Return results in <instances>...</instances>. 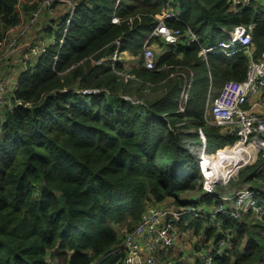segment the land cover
Masks as SVG:
<instances>
[{"label": "trees", "instance_id": "16d2710c", "mask_svg": "<svg viewBox=\"0 0 264 264\" xmlns=\"http://www.w3.org/2000/svg\"><path fill=\"white\" fill-rule=\"evenodd\" d=\"M43 1L0 0V40ZM68 1L76 2L69 25V16L52 19L59 6L67 5L63 0L42 13L54 25L44 31L47 37L53 33L58 42L69 29L65 43L46 44L24 72L13 108L7 107L1 120L0 264H92L136 226L150 201L174 197L179 202L182 193L199 189L200 153L193 144L200 137L185 131L202 118L210 88L245 80L251 59L241 45L231 49V57L220 50L208 60L201 49L229 42V32L238 27H252L254 56L264 52V12L254 1L234 10L231 0ZM164 12L181 19L167 18L170 29L190 27L199 42L171 47L154 70L144 68L142 59L129 66L127 54L142 58L144 43ZM118 40L121 59L114 66L99 65L112 56ZM184 67L194 71L195 81L187 109L180 112L183 78L178 73H186ZM88 89L101 93L77 92ZM205 133L210 153L220 155L235 142L217 127ZM258 167H247L239 176L256 183L264 179ZM184 218L190 226L195 223L189 214ZM127 219L130 224L119 236L117 227ZM206 224L211 232L205 240L211 241L216 229ZM253 227L264 229V222L254 226L224 219L223 228L233 229L237 238L215 264H264V234ZM215 239L222 242L218 233Z\"/></svg>", "mask_w": 264, "mask_h": 264}, {"label": "built area", "instance_id": "2783aa9c", "mask_svg": "<svg viewBox=\"0 0 264 264\" xmlns=\"http://www.w3.org/2000/svg\"><path fill=\"white\" fill-rule=\"evenodd\" d=\"M232 8L248 7L251 6L253 0H231ZM52 2L55 0H44L42 7L32 13V16L28 19L22 20L20 24L15 27H11L6 36L0 40V67L7 65L16 57L20 58V62L23 67V72L28 71L30 66L29 56H35L42 54L46 51V42L41 41L38 44H32V41H27L31 29L38 21L39 17L44 12L45 7L52 6ZM69 6V17L67 19V25L72 21L75 13L76 2L64 1ZM119 3V1H118ZM167 18H174L181 20L178 15L172 12H164L160 17V23L152 32L149 39L144 43L143 47V67L148 70H154L157 66L159 57L170 51L171 47H176L182 42L184 46L199 42L198 34L190 27L186 30L170 29L166 24ZM119 21L117 15L112 17V22L117 23ZM69 29H64L63 36L53 43L62 46L65 43L66 33ZM253 28L247 30L244 27H238L235 30L229 32L230 41L222 42L220 50L226 52L228 57H231L234 53L230 50L233 44H241L249 53L250 49L254 46L253 42ZM159 39L162 43L161 54H156L153 48V42ZM185 38V42L183 41ZM120 40L116 41L117 48L112 56L109 58L114 66L116 62L121 59V53L119 52ZM213 48H202L201 54L205 60H208V54L212 52ZM56 56V60H57ZM108 60V61H109ZM108 61L102 59L98 62L99 65H108ZM32 64V63H31ZM186 71H190L191 78L189 81H185L179 93V109L180 112H184L187 109L189 94L187 88L191 87L193 80V71L184 67ZM121 76L132 79L130 74L119 73ZM186 73H178L181 77H184ZM81 94L90 95L101 93L99 89H88L77 91ZM264 94V52L261 55L260 60L250 59L248 71L245 80L226 81L223 88L216 95L211 104V108H206L203 116L205 117L206 124L209 127L220 128L221 132L228 134L230 131L236 130L237 138L234 145L230 148H235L237 144H242L250 148L252 155L248 158L247 163L241 165L237 169L225 170L226 167L222 164L224 160V153L230 145H226L222 149V153L219 158L216 157L212 163H217L216 168H212L210 160L206 155L210 152L205 146L200 150V157L202 158L199 165L201 167L200 179L202 181V187L200 193L193 199V202L202 200L211 192H215L219 197L211 199L213 203L210 206H206L211 203L208 200L200 202L198 205L191 206V204H185L177 207H165L158 203L150 201L147 204L146 212L142 215L140 221L136 226L128 231L113 249L107 254H102L92 264H99V262L105 258L120 257L123 264H155L157 263V255L162 251H168L171 248H175L176 245V232L170 231L169 221L174 219L176 224L179 220L184 218L187 213L192 218H198L203 213H208L211 216L208 217L212 222L207 228H215L216 233L219 234L220 239L224 242L230 241V237L233 236V229H223V222L225 218L217 217L222 213L230 214L232 219L241 220L244 218H250L252 221L250 225L257 226V224L264 222V203H260L255 198L251 199L247 193L252 189H246L238 192L236 195H232L223 187L227 186L232 179L239 176V172L256 162L258 159L264 163V116H261L256 109H245L247 102L255 96H261ZM125 98H129L125 96ZM182 99V100H181ZM12 103V102H11ZM141 104H145L140 102ZM256 107H264V98L259 99L255 104ZM13 108V103L10 104L7 99V83L5 80H0V111H5L6 108ZM2 114L0 116L1 124ZM198 135H200L201 144L206 145L208 139L204 129H198ZM254 149V150H252ZM214 154V153H213ZM214 170H220L218 180L214 176ZM258 192L264 193V190L259 188H253ZM224 193L221 194L220 192ZM202 207L201 209H198ZM204 217V216H203ZM207 217V216H205ZM199 219V218H198ZM227 220V219H226ZM205 224V223H204ZM264 234V229L262 231ZM225 236L229 237L225 239ZM224 238V239H223ZM219 239V238H218ZM214 248H201L197 253L196 262L194 264H214L215 255L226 250L227 247L223 246ZM51 261V260H50ZM264 263V262H263Z\"/></svg>", "mask_w": 264, "mask_h": 264}, {"label": "crops", "instance_id": "0c3cea01", "mask_svg": "<svg viewBox=\"0 0 264 264\" xmlns=\"http://www.w3.org/2000/svg\"><path fill=\"white\" fill-rule=\"evenodd\" d=\"M255 3L259 4V6L263 9L264 12V0H253ZM28 0H24V3H27ZM29 4V3H28ZM231 10H234V8L231 7ZM20 14H21V18H25V13L23 12V10H19ZM52 15V14H50ZM47 13H45L44 15H42L41 19L43 18V20L41 21V24H39L38 30H41L40 34L41 36L37 37V40H31L32 44H38L41 41L46 42V44H50L53 43L57 37L53 36V33L51 34L50 37L46 36V33L44 32L45 30H47V28H52L54 29V25H52L49 21L51 20V18H47ZM65 16H69V9L67 5H61L57 8V10L53 13L52 19L54 20H62ZM50 17V16H49ZM49 19V20H48ZM41 25V26H40ZM40 33V32H39ZM53 41V42H52ZM238 45H241L239 43L233 44L232 47H236ZM242 46V45H241ZM232 47L230 48V50L232 49ZM256 50V47L253 46L250 51H249V58H253L255 60H260L261 56H254V51ZM128 57V61L127 64L129 66H138V64L140 63V59H142L139 55L138 56H133L131 54H127ZM31 58V63L32 66L34 64V56H30ZM24 72H23V67L22 64L20 62V58L16 57V59L12 60L10 63H8L7 65H4L2 67H0V80H5L7 83V99L8 102L10 104L11 103V99L14 98L17 87L15 89L14 92V96H11V92L8 93V85L12 84L14 82V80H18V85L20 80L22 79ZM10 90V89H9ZM221 89H218V92L216 93V95L219 94V91ZM258 99H263L264 98V94L262 93L261 96H255ZM254 98V97H252ZM3 111H0V116L2 114V118H3ZM2 120V119H1ZM261 162V161H260ZM258 169L261 167H263V171L261 172L262 174H264V163H260L258 165ZM240 177V176H239ZM248 184L246 186H243L241 188L236 189L235 186L236 184H233L231 187L227 188L230 191H227L229 193L235 194L238 193L242 190H246V189H251L252 187L256 186V183H251V182H247ZM255 184V185H254ZM257 188V186H256ZM253 189V188H252ZM200 193V189H196L193 191H188L186 193H182L179 197V202L174 198V197H169L167 199H165L163 202H160L158 204L165 206V207H177V206H181V205H185V204H191L193 203V199ZM181 203V204H180ZM194 222L193 224H191V226L189 224H187V220L185 218L179 220L176 224V221L172 218L169 221V226H170V231H174L176 232V245L175 248H171L168 251H162L161 253H159L158 256V262L155 264H194V262H196V258H197V253L198 251L201 249V243L203 242V239L205 240L207 238V236L210 237V232L207 229L204 228V224L201 226V228H197L196 224L198 222V218H193ZM253 230L257 231V232H261L263 231L262 228H255L253 227ZM208 231V232H206ZM214 231V230H213ZM124 232V231H123ZM123 232H119V236L123 235ZM181 235V240H179V237ZM217 233L215 232V235H212V238H216ZM208 243H210L209 241H207ZM175 250V254H173L171 257H169V252ZM99 264H123V261L120 260V257H111V258H105L103 260H101L99 262Z\"/></svg>", "mask_w": 264, "mask_h": 264}, {"label": "bare ground", "instance_id": "6f19581e", "mask_svg": "<svg viewBox=\"0 0 264 264\" xmlns=\"http://www.w3.org/2000/svg\"><path fill=\"white\" fill-rule=\"evenodd\" d=\"M221 44L222 42L216 47V48H213L212 50V54L220 51V48H221ZM210 53V54H211ZM227 55V54H226ZM224 86V85H223ZM223 88V87H222ZM190 95V94H188ZM187 95V96H188ZM258 98L257 97H254V98H251L247 104L245 105V109L247 110H252V109H256L259 111L260 115L261 116H264V107L263 108H259V107H256V103L258 102ZM198 129H203V127L201 128H198ZM197 129V130H198ZM236 131V130H235ZM229 137H234L235 140L237 138V134H234L233 136H229ZM209 143H207L206 145H203L201 144V148L202 147H206L208 148L209 147ZM234 145V144H233ZM232 145V146H233ZM254 150V149H252ZM250 148L242 145V144H237V146L235 148H230L229 151L227 152V154H225L223 157H224V160L222 161V164L226 167L225 170H233V169H237L238 167H240L241 165H244L247 163V160L248 158L252 155V152H250ZM202 152V150H200V153ZM207 157H204V158H207L208 160H210V165L212 166V168H216L217 166V163H212L213 160H215V158L217 157L216 154H213V153H209L206 155ZM201 157L199 156V160H198V166H199V170H200V174H201V167L199 165L200 161H201ZM221 174L220 170H214V176L216 178V180L219 181L218 177L219 175ZM258 182H261V183H264V179H257L256 180V183ZM202 187V181L200 180V187L199 189ZM247 195H250L251 196V199H256L257 201H259L260 203H264V193L262 192H258L257 190H254V189H251ZM219 196L215 193V192H211L209 193L207 196H205L204 198H202V200H199L197 202H193L191 204V206H195V205H198L200 202L202 201H206V200H210V199H213V198H218ZM213 203H209L207 204L206 206H210L212 205ZM202 207H199L198 209H201ZM187 214V213H186ZM185 214V215H186ZM184 215V216H185ZM204 216V217H202ZM207 216V217H205ZM211 216L210 214L208 213H203L201 215H199L198 217L201 218V220L204 222V223H209L206 224L207 227H209L210 225H212V222L209 221L208 217ZM217 217H223L225 219H228V217L232 218L230 214H226V212L222 213L221 215L217 216ZM224 229V228H223ZM228 239L229 237L225 236V239ZM237 238V234L236 233H233V236L230 237V241L228 242H224L222 244V242H220L219 244H216V239L213 238L211 241L208 239L207 241H209L210 243H208L206 240L203 239V242L201 243V248L203 247L204 248V244L207 245V247H214V248H219L221 247V244L225 247H228V245L230 246L233 241ZM224 239V238H223ZM223 241V240H222ZM223 253V252H222ZM222 253H220L219 255H221ZM218 256V254L215 255V259L216 257ZM214 264H215V261H214Z\"/></svg>", "mask_w": 264, "mask_h": 264}, {"label": "rangeland", "instance_id": "374dc122", "mask_svg": "<svg viewBox=\"0 0 264 264\" xmlns=\"http://www.w3.org/2000/svg\"><path fill=\"white\" fill-rule=\"evenodd\" d=\"M255 3V2H254ZM255 6L257 7V8H259L260 6H259V4H257V3H255ZM171 10V9H170ZM160 17V16H159ZM43 20V18L41 19H38V21L36 22V24L33 26V28L31 29V32L29 33V37H28V39H27V41H31V40H37V37H39V36H41L40 34H42L41 33V30H38V27H39V24H41V21ZM41 26V25H40ZM40 32V33H39ZM184 42H185V38H184V40H183ZM53 42V41H52ZM162 43H161V41L160 40H157L156 42H153V48L155 49V52H156V54H161V52H162ZM235 47H232V49H234ZM36 57H37V55H35L34 56V60L36 59ZM109 58L110 57H106L104 60H106V61H108L109 60ZM29 61H30V66L28 67V70L32 67V64H31V58H30V56H29ZM108 63V66H111L112 65V61H108L107 62ZM191 69V68H190ZM192 70V69H191ZM193 71V70H192ZM193 74H194V71H193ZM194 77H195V74H194V76H193V80H192V83H191V87L188 89L187 88V90H188V92L190 93L191 92V90H192V87L194 86ZM183 78V81H182V83H181V86H180V92H181V88H182V86H183V83L185 84V81H189L190 80V78H191V75H190V71H187L186 72V74H185V76L184 77H182ZM209 84L211 83V78H209ZM215 86H214V88L212 89V87L210 88V90H209V94H210V96L208 97V99H207V103H206V108H208V109H210L211 108V104H212V102H213V99H214V97L216 96V93L218 92V86L216 85V84H214ZM18 86V80L16 79V80H14V82L12 83V84H10V85H8V93L9 92H11V96H14V92H15V89H16V87ZM15 88V89H14ZM10 89V90H9ZM188 98H191V96L190 95H188L187 96ZM130 98V97H129ZM131 100H133V101H136L137 103H140V102H143V101H141V100H138L136 97H131ZM179 100H180V98H179ZM182 100V99H181ZM144 103V102H143ZM196 119V118H195ZM177 125L178 126H181L182 124H180V123H177ZM195 128H190V129H188V130H186L185 132H188V133H190V134H196V135H198V128L199 127H203V129H204V131L205 132H207V130H208V125L206 124V121H205V117L204 116H202V118H201V116H199V120H196V123H195V125H193ZM197 128V129H196ZM207 134V133H206ZM235 134V130H233V131H230L228 134H227V136H233ZM199 137H200V135H199ZM208 143H209V140H208ZM193 147L194 148H196V149H198L199 150V153H200V149H201V140L200 139H198V138H194V144H193ZM207 151L208 152H211L212 150H211V146L209 145V147H208V149H207ZM219 152L220 151H215V154H217V157L219 158ZM263 161H261L260 162V159H258L256 162H254L251 166L252 167H257L260 163H262ZM259 171H263V169L260 167L259 169H258ZM233 184H236V186H235V188L236 189H238V188H241V187H243V186H246L248 183L245 181H243V179L241 178V177H239V176H236L234 179H232L231 181H230V183L227 185V186H224L223 188L226 190L227 188H229V187H231ZM257 185V188H259L260 190H264V183H261V182H258V183H256ZM228 191H230L229 189H227ZM221 192H223V191H221ZM231 194H232V191H231ZM237 193H235V194H232V195H236ZM203 217V216H202ZM241 220H243V221H246L247 223H250L251 221H252V219H250V218H244V219H241ZM130 219H127V221L126 222H124V223H122L121 225H119L118 227H117V229H118V231L120 232H123V231H125L127 228H128V225L130 224ZM262 232V231H261ZM260 233V232H259ZM182 238H181V235H180V237H179V240H181ZM204 248H208L207 247V245L206 244H204ZM175 250H172V251H170L169 252V257H171L173 254H175ZM157 262H158V256H157Z\"/></svg>", "mask_w": 264, "mask_h": 264}, {"label": "water", "instance_id": "95a60500", "mask_svg": "<svg viewBox=\"0 0 264 264\" xmlns=\"http://www.w3.org/2000/svg\"><path fill=\"white\" fill-rule=\"evenodd\" d=\"M221 194H223L224 192H220Z\"/></svg>", "mask_w": 264, "mask_h": 264}]
</instances>
